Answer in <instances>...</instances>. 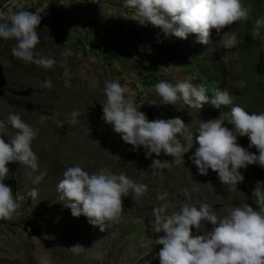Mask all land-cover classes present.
<instances>
[{
  "label": "rangeland",
  "instance_id": "1",
  "mask_svg": "<svg viewBox=\"0 0 264 264\" xmlns=\"http://www.w3.org/2000/svg\"><path fill=\"white\" fill-rule=\"evenodd\" d=\"M242 4L248 8L247 19L226 25L220 33L210 29L209 42L200 44L195 34L164 38L158 27L138 24L123 0H0V22H7L9 10L38 11L35 49L56 61L47 70L22 62L11 54L14 41L0 39V121L9 112L17 113L38 129L31 143L37 171L17 162L6 164L9 177L4 183L20 199L13 217L0 220V264H38L41 256L51 264H158L162 246L155 239L162 233L151 231V209L164 204L165 214L176 211L185 202L182 188L193 198L188 203H208L218 216L245 203L257 207L250 193L255 181L264 180L259 165L238 169L242 178L235 187L222 184L211 169L199 174L188 159L197 146L194 133L188 152L169 168L156 170L149 167L153 158L171 161L172 157L162 153L146 159L140 147L132 151L100 119L103 86L113 79L127 88L148 120L178 116L192 132L201 120L218 117L230 129L226 114L231 106L216 109L204 103L198 110L179 100L175 105L161 104L153 83L187 79L202 85L206 94L212 87L226 88L234 104L248 112L264 111V27L255 25L257 18L264 19V0H242ZM229 36L236 43L225 50L219 40ZM45 79L51 87H42ZM74 109L77 122L67 124ZM5 128L0 138L7 142L15 130L7 124ZM177 138L184 143L179 134ZM237 143L247 148V137L238 136ZM248 151L256 153L254 146ZM72 165L88 172L100 168L123 172L145 184L146 192L136 201L131 193L123 197L120 221L101 232L83 215L73 217L59 200L57 182ZM40 171L44 176L33 185L31 179ZM31 188L36 189L33 199L26 195ZM164 192L167 197L157 200ZM210 231L207 224L197 230L201 235ZM75 244L83 247L77 253L68 249Z\"/></svg>",
  "mask_w": 264,
  "mask_h": 264
},
{
  "label": "clouds",
  "instance_id": "2",
  "mask_svg": "<svg viewBox=\"0 0 264 264\" xmlns=\"http://www.w3.org/2000/svg\"><path fill=\"white\" fill-rule=\"evenodd\" d=\"M123 5L132 10L131 19L140 25L158 27L164 38L185 39L188 34H195L196 42L200 44L209 42L210 29L220 33L226 25L248 16V8L243 6L242 0H123ZM39 24L38 11L9 10L7 22H0V39L14 41L10 49L13 57L47 70L56 61L35 49L39 42L36 30ZM255 25L264 27V19L257 18ZM235 43L234 36L219 40V46L225 50L234 47ZM42 87H51V82L45 79ZM152 89L160 97L161 104L175 105L179 100L187 108L198 110L204 103L216 109L231 106L226 117L232 127L224 126L225 121L219 117L201 120L194 132L189 131L188 123L178 116L148 120L138 111L140 105H134L125 86L115 79L105 81L100 119L110 125L124 143L131 145L132 151L140 147L146 159L153 154L159 157L162 153L172 157L171 161L153 158L150 168H169L175 158L192 147L194 133L197 146L188 159L199 174L206 175L211 169L222 184L235 187L242 178L238 169L249 164L264 168V111L248 112L233 103L226 88L212 87L208 90L210 94H206L202 85H194L187 79L175 84L160 80L153 83ZM77 116V110H72L66 123H76ZM5 124L15 130L7 142L0 138V220L8 221L19 207L20 197L4 183L9 177L6 164L17 162L32 172L37 171V157L31 143L38 129H33L19 114L12 112L0 121V134L5 135ZM177 134L183 138V144ZM238 136L247 137V148L237 143ZM253 146L255 154L248 151ZM43 176L44 172L40 171L31 183L37 184ZM56 191L73 217L83 215L90 225L103 232L120 221L122 198L131 193V198L136 201L146 192V185L134 182L123 172L116 174L107 168L88 172L79 165H72L62 172ZM180 191L185 202L170 215L165 214L164 204L151 209V231L162 233L155 239L156 244L162 246L157 253L158 264H264V180L255 181L250 193L255 197L256 208L245 203L232 207L223 216H218L208 203L198 206L188 203L193 199L190 191L185 188ZM195 191V188L191 189V192ZM26 195L35 198L36 189H29ZM166 197L164 192L156 199ZM205 224L211 226V231L201 235L197 230ZM82 248L75 244L68 249L77 253ZM96 258L101 259L99 254ZM38 264H51V260L41 256ZM145 264L149 262L145 261Z\"/></svg>",
  "mask_w": 264,
  "mask_h": 264
}]
</instances>
